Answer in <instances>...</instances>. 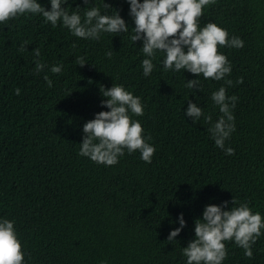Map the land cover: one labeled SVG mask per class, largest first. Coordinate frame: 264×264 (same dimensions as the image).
Returning <instances> with one entry per match:
<instances>
[{"label":"trees","instance_id":"trees-1","mask_svg":"<svg viewBox=\"0 0 264 264\" xmlns=\"http://www.w3.org/2000/svg\"><path fill=\"white\" fill-rule=\"evenodd\" d=\"M37 2L51 10L50 0ZM104 3L110 9L103 0H68L64 7H80L82 16L88 6L100 7L101 14L116 10L127 33L80 39L38 14L0 24V220L15 221L24 264H187L182 248L195 239V221L206 206L229 202L227 211L235 198L264 217V0H215L204 8L201 27L215 23L244 47L219 48L231 64L225 79L232 86L201 76L200 90L184 86L197 79L193 74L164 71L161 52L145 77L141 63L148 57L142 42L130 39V5ZM37 47L47 66L39 74L32 55ZM110 50L111 59L105 55ZM77 56L85 58L84 67ZM60 63L61 73L52 74L50 67ZM114 83L141 99L144 114L132 119L145 138L151 136L147 142L156 151L150 164L139 150H125L114 166L79 155L84 124L109 111L101 106L100 87ZM220 87L238 97L235 131L225 141L233 155L215 145L203 116L195 122L185 116L191 101L215 123L221 113L211 95ZM181 214L186 226L168 242ZM225 244L222 264H264V229L251 259L234 241Z\"/></svg>","mask_w":264,"mask_h":264},{"label":"clouds","instance_id":"clouds-1","mask_svg":"<svg viewBox=\"0 0 264 264\" xmlns=\"http://www.w3.org/2000/svg\"><path fill=\"white\" fill-rule=\"evenodd\" d=\"M130 5L129 15L134 21L135 28L130 36L136 44L142 42L140 47L146 59L142 60L143 75L148 77L154 70L156 53L164 54L162 65L164 71H187L197 79L185 83L188 89L200 90L201 76L204 79L215 81L224 80L227 86L233 81L225 79L231 74L232 68L228 58L219 52L220 47L243 48L244 43L239 37H231L227 30L215 23L200 26V18L206 6L215 3V0H126ZM89 5V0H83ZM68 0H50L51 10H46L37 0H0V24L17 19L21 16L41 15L46 24L53 27L62 23V26L80 39L99 40L102 33H127L129 27L119 12L114 14H101L100 7L88 6L69 11ZM104 9L110 5L104 3ZM28 41H24L19 50L26 51ZM76 45L73 44V48ZM186 49V51H185ZM32 55L34 59V72H44L46 64L38 58L41 51L37 47ZM105 55L111 59L113 51ZM76 64L84 67L87 63L83 56L76 57ZM63 64H54L49 71L60 74ZM43 79L48 87L53 86L47 74ZM237 83H243L242 79ZM102 94L101 106L109 111H101L95 118L83 126V140L80 144L79 155L90 158L92 162L105 166H114L123 156L125 150L129 154L139 150L141 159L150 164L156 149L147 141L151 136H143V128L139 120L132 119V115L142 116L144 106L141 99L127 91L121 84L114 83L110 89L100 87ZM20 95V89H15ZM211 99L219 107L221 116L213 123L211 114L205 115L202 108L188 101L185 116L192 118L193 122L202 116L211 127L208 129L215 145L224 150L226 155H233L234 149L225 148V141L235 131L232 109L235 108L238 97L226 95V88L220 87L211 95ZM231 105V107H230ZM131 113V115H130ZM229 202L221 206L208 205L203 211L202 219L195 221V239L187 247L182 248V255L187 264H222L227 258L225 241H234L235 245L244 250V255L251 259L252 247L264 229V217L260 212L253 213L248 203H238L235 198L230 210H224ZM238 205V206H237ZM180 228L171 231L168 242L175 241L182 229L186 226L183 215L179 217ZM0 264H24L22 243L15 230V221L0 220Z\"/></svg>","mask_w":264,"mask_h":264}]
</instances>
